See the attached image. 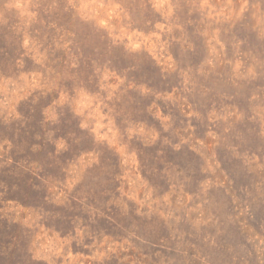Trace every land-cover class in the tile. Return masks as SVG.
Returning a JSON list of instances; mask_svg holds the SVG:
<instances>
[{
    "label": "rangeland",
    "instance_id": "rangeland-1",
    "mask_svg": "<svg viewBox=\"0 0 264 264\" xmlns=\"http://www.w3.org/2000/svg\"><path fill=\"white\" fill-rule=\"evenodd\" d=\"M0 264H264V0H0Z\"/></svg>",
    "mask_w": 264,
    "mask_h": 264
}]
</instances>
